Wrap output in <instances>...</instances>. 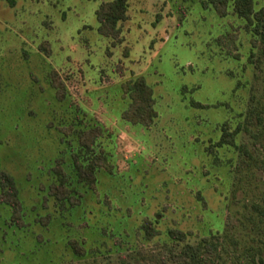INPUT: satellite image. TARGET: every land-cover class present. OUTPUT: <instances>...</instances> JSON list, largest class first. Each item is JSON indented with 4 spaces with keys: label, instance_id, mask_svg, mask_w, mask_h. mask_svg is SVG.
Returning <instances> with one entry per match:
<instances>
[{
    "label": "rangeland",
    "instance_id": "374dc122",
    "mask_svg": "<svg viewBox=\"0 0 264 264\" xmlns=\"http://www.w3.org/2000/svg\"><path fill=\"white\" fill-rule=\"evenodd\" d=\"M102 1L0 0V171L17 199L14 212L0 186V264H184L185 242L198 246L194 264H255L264 45L234 0L218 4L224 14L209 0H128L116 34L97 28ZM137 75L152 87L148 124L122 116L121 84ZM223 129L232 143H218ZM75 159L95 163L93 187ZM61 175L72 206L55 195Z\"/></svg>",
    "mask_w": 264,
    "mask_h": 264
},
{
    "label": "trees",
    "instance_id": "16d2710c",
    "mask_svg": "<svg viewBox=\"0 0 264 264\" xmlns=\"http://www.w3.org/2000/svg\"><path fill=\"white\" fill-rule=\"evenodd\" d=\"M12 4L13 0H8ZM215 4L217 9L221 14H224L225 10L220 9L218 4H222L225 8L226 0H209ZM234 11L236 14L246 20L247 31L255 34L259 41L264 45V7L255 9L253 6V0H234ZM128 0H106L99 3L95 10L96 19L98 21L97 28L101 32L106 34H116L117 23L126 17ZM258 60V59H257ZM256 61V60H255ZM122 89L125 94H127L129 101L126 108L122 111V116L132 123H145L148 124L152 121L156 115V110L153 106L154 97L152 92V87L148 84L143 75H137L133 78H128L122 82ZM190 103L195 106H207L205 103L191 99ZM100 132L99 127H91L85 130L80 135V145L82 148L91 149L95 138ZM229 135V138H228ZM227 142H233L232 133H229L226 129H223V135L218 141L219 144ZM94 160H98V156L93 157ZM101 164L107 166L109 161L106 154L103 153L101 156ZM75 170L77 173L78 180L82 181L85 185L93 187L95 184V163H88L86 166L81 164L77 159H75ZM59 185L61 186V191H56L55 195L62 203L68 202L70 206L76 204L79 200L76 195L68 189L64 183V178L62 175L59 178ZM0 186L2 193L4 194L3 202L8 203L11 207L15 208L14 212L17 210V199L15 197V188L12 178L0 171ZM59 194V196H58ZM143 228L146 230L149 236L152 232L143 224ZM168 235L173 239V242L179 243L184 241L188 232L182 231L177 228H168ZM203 243H209L206 237L201 239ZM202 245V242H201ZM72 246L76 248L75 243ZM198 246H194L191 243L185 242L181 249V259L184 264H194L192 261V254L198 253ZM255 264H264V256L259 255L255 260Z\"/></svg>",
    "mask_w": 264,
    "mask_h": 264
}]
</instances>
